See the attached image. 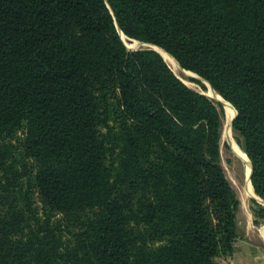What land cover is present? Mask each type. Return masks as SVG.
Listing matches in <instances>:
<instances>
[{
	"label": "trees",
	"instance_id": "1",
	"mask_svg": "<svg viewBox=\"0 0 264 264\" xmlns=\"http://www.w3.org/2000/svg\"><path fill=\"white\" fill-rule=\"evenodd\" d=\"M117 25L235 107L264 199V0H0V264H219L234 250L221 105Z\"/></svg>",
	"mask_w": 264,
	"mask_h": 264
},
{
	"label": "rangeland",
	"instance_id": "2",
	"mask_svg": "<svg viewBox=\"0 0 264 264\" xmlns=\"http://www.w3.org/2000/svg\"><path fill=\"white\" fill-rule=\"evenodd\" d=\"M130 40L138 41L136 39H130ZM144 46H146V45L138 44L137 47L129 48V49L130 50L139 49V48H142ZM186 74H188V73L186 72ZM187 78L191 82L199 85L203 90L206 89V86L212 87L205 79L199 80V79H195V78H191V77H187ZM191 88L196 89L198 91H201L200 89L195 88L194 86H191ZM225 101H227V100H225ZM227 102H229V101H227ZM218 105H221V108H222V114H221V122H222L221 165L224 169L225 176L227 177L230 184L232 185V187L236 193V196L238 198V201H239L238 208L236 210V214H237V218H238L237 220L240 222H243V221H245V218H247V216H249V214H252L254 222H255V216H254L252 210H253V208L256 207V203L261 204L257 201L261 197L256 193L254 194L252 191L253 186L251 183V179L248 175V160L250 163V170H251V162H250L249 157L246 156L247 154L245 153V151L242 149V146L240 144L241 138H240L239 134L233 129L232 122H231V131H230V135H229L230 138H228L224 134V132H223L224 126L227 123V113H226V111L223 108L221 103H219ZM230 105L233 107V109H235V107L231 103H230ZM235 111H236V109H235ZM20 135H21V133H19V136ZM225 144H227V147L225 146ZM241 154L244 155L245 159L242 157ZM245 186H246L247 191L244 193L245 194V197H244V194L242 192L244 191L243 189L245 188ZM255 195H258L260 198L258 199L257 198L258 196L256 197ZM254 198H256L257 200ZM259 201H261V200H259ZM36 204H38L40 206L39 202H37ZM261 205H263V204H261ZM257 220L258 221L255 223H259L261 221L264 222L263 218H258Z\"/></svg>",
	"mask_w": 264,
	"mask_h": 264
},
{
	"label": "crops",
	"instance_id": "3",
	"mask_svg": "<svg viewBox=\"0 0 264 264\" xmlns=\"http://www.w3.org/2000/svg\"><path fill=\"white\" fill-rule=\"evenodd\" d=\"M237 231L232 254L218 257V263L264 264V222L255 223L253 215L249 214L245 221L237 220Z\"/></svg>",
	"mask_w": 264,
	"mask_h": 264
},
{
	"label": "bare ground",
	"instance_id": "4",
	"mask_svg": "<svg viewBox=\"0 0 264 264\" xmlns=\"http://www.w3.org/2000/svg\"><path fill=\"white\" fill-rule=\"evenodd\" d=\"M121 36H122V39H123L124 43L126 44V46L128 48H135V47H137L138 44H141L139 41L130 40L122 32H121ZM154 48H156L161 53V55L163 56V58L166 61V63L170 66V68L176 74H178L188 85L194 86L195 88L200 89L205 94H207L209 97L217 100L219 103L222 104L223 108L225 109V111L227 113V123L224 126V131L223 132L228 138H230L229 135H230V131H231V122H232V118L236 114V111L229 104V102L225 101L223 99V97L220 96V94L215 89H213L212 87L206 86V89L203 90L199 85H197V84L191 82L190 80H188V78L186 76V72L187 71H184L181 68V66L177 63L175 58L170 53L166 52L165 50H163L161 47H159L157 45H154ZM187 73L189 74V72H187ZM241 155L245 159L244 155L243 154H241ZM248 175L250 177V168L248 169ZM243 190L244 191L242 193L244 194L247 191L246 190V186H245V188ZM252 191L255 194L253 187H252ZM255 196L257 197L258 195H255ZM244 197H245V194H244ZM257 198L259 199L260 197L258 196ZM259 200H261L262 202L264 201L262 198H260Z\"/></svg>",
	"mask_w": 264,
	"mask_h": 264
},
{
	"label": "water",
	"instance_id": "5",
	"mask_svg": "<svg viewBox=\"0 0 264 264\" xmlns=\"http://www.w3.org/2000/svg\"><path fill=\"white\" fill-rule=\"evenodd\" d=\"M117 27H118V31H119V33H120V36H121V32H122V30L119 28V26L117 25ZM123 33V32H122ZM124 34V33H123ZM125 35V34H124ZM126 36V35H125ZM121 38H122V36H121ZM128 38H130V37H128ZM130 39H133V38H130ZM123 40V39H122ZM139 41V40H138ZM124 42V41H123ZM142 45H146V46H144V47H142V48H148V49H153V50H155V51H157L160 55H161V53L156 49V48H154V45L155 44H153V43H150V42H145V41H139ZM125 44V43H124ZM127 47V46H126ZM129 49V48H128ZM133 50H135V49H133ZM162 56V55H161ZM163 57V56H162ZM170 67V66H169ZM182 67V66H181ZM182 69L184 70V71H187V72H189V74H186L187 75V77H191V78H195V79H199V80H202V79H204L203 77H201L199 74H197V73H195V72H193V71H191V70H188V69H185V68H183L182 67ZM173 71V70H172ZM174 72V71H173ZM175 73V72H174ZM175 75L179 78V79H181L185 84H187L178 74H176L175 73ZM206 80V79H205ZM207 81V80H206ZM208 82V81H207ZM210 84V83H209ZM188 85V84H187ZM189 86V85H188ZM191 87V86H190ZM198 91V90H197ZM199 92H201V93H203V94H205L203 91H199ZM205 95H207V94H205ZM208 96V95H207ZM209 97V96H208ZM211 98V97H210ZM211 99H213V98H211ZM215 102H218L217 100H215V99H213ZM237 115V111H236V114H235V116ZM235 116L233 117V119H232V121L234 120V118H235ZM251 162V161H250ZM251 169H252V165H251ZM250 173H251V170H250ZM254 199H256V198H254ZM257 200V199H256ZM264 200V199H263ZM259 203H261V204H263L264 205V201L262 202V201H259V200H257Z\"/></svg>",
	"mask_w": 264,
	"mask_h": 264
}]
</instances>
